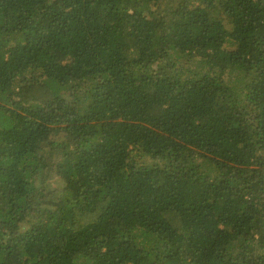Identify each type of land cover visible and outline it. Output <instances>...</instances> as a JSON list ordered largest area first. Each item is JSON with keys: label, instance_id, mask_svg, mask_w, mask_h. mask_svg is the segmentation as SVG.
I'll return each mask as SVG.
<instances>
[{"label": "trees", "instance_id": "obj_1", "mask_svg": "<svg viewBox=\"0 0 264 264\" xmlns=\"http://www.w3.org/2000/svg\"><path fill=\"white\" fill-rule=\"evenodd\" d=\"M0 264H264V0H0Z\"/></svg>", "mask_w": 264, "mask_h": 264}]
</instances>
